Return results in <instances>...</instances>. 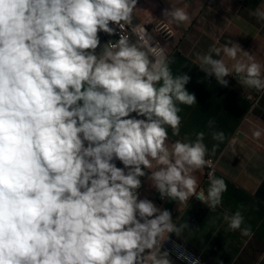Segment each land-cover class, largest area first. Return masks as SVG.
<instances>
[{
  "label": "clouds",
  "instance_id": "1",
  "mask_svg": "<svg viewBox=\"0 0 264 264\" xmlns=\"http://www.w3.org/2000/svg\"><path fill=\"white\" fill-rule=\"evenodd\" d=\"M165 2L169 24L191 27L186 0ZM139 3L0 0V264H175L173 253L201 264L171 239L190 224L142 197V178L161 201L195 197L215 211L227 184L210 155L226 136L211 132V153L203 131L170 140L169 129L180 135L181 106L197 97L186 88L191 76L173 73L166 45L134 23ZM250 15L264 21L259 7ZM196 60L221 87L233 77L264 93V63L233 40ZM238 136L228 142L243 147ZM205 169L206 190L195 175ZM222 218L227 231L254 236L240 208Z\"/></svg>",
  "mask_w": 264,
  "mask_h": 264
},
{
  "label": "crops",
  "instance_id": "2",
  "mask_svg": "<svg viewBox=\"0 0 264 264\" xmlns=\"http://www.w3.org/2000/svg\"><path fill=\"white\" fill-rule=\"evenodd\" d=\"M186 3L190 5L188 11L193 14L192 25L185 28L183 24H171L177 35L168 45L167 52L176 59V63L171 65L173 73L187 72L191 76L186 88L195 93L197 104L181 106L180 135L172 136L169 129V137L174 141L190 134L195 139V133L203 131L204 143L211 153L217 143L211 132L223 131L226 139L210 158L216 160L215 175L225 180L227 191L223 193L222 206L215 211L195 197L188 205L164 202L161 207L171 210L177 224H190L181 237L173 235L171 239L198 257L201 264H264V261L258 262V257L264 254V134L259 140L252 138L253 130H264V93L241 86L233 77L226 78L229 80L227 88L221 87L214 77H205L196 60L197 53H206L217 40L220 45L233 40L264 63V21L250 15L258 7L264 10V0H202L203 7L193 0H186ZM138 7L134 23L151 24L166 20L162 9L169 5L165 0H140ZM226 62L229 66L232 63ZM210 119L215 121L212 128L208 126ZM237 132L243 147L240 143L232 146L228 142L227 138ZM118 166L121 165L118 163ZM195 175L200 187L206 190L209 182L205 170ZM142 180L141 196L153 199L159 206L158 193L151 188L150 181ZM238 208L245 217V226L251 225L254 232L250 240L238 231L226 230L223 213L227 210L231 214ZM213 219L214 224L210 223ZM245 240H248L246 245ZM164 247L171 249L172 244L166 243ZM172 259L175 264H185L176 259L175 253Z\"/></svg>",
  "mask_w": 264,
  "mask_h": 264
},
{
  "label": "built area",
  "instance_id": "3",
  "mask_svg": "<svg viewBox=\"0 0 264 264\" xmlns=\"http://www.w3.org/2000/svg\"><path fill=\"white\" fill-rule=\"evenodd\" d=\"M143 24H145V26L147 27V30L149 32H151V34L155 37V39L160 42L161 46L166 45V47H168L170 42L177 35L176 30L166 20H160V21H157V22L151 23V24H149V23H143ZM170 33H171V35H169ZM101 37L103 38L104 41L109 39V37L105 36L104 34H101ZM114 38H118V37H114ZM210 159H212V158H210ZM212 161H213L215 171H216V160L212 159ZM208 171H210V169H205L206 178H208L207 177ZM157 200H158L159 206H161L164 203V201H161L159 199V197Z\"/></svg>",
  "mask_w": 264,
  "mask_h": 264
}]
</instances>
